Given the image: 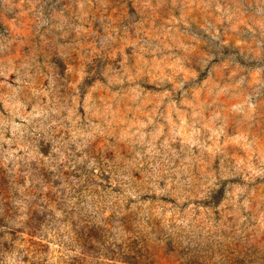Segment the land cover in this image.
<instances>
[{"label": "rangeland", "instance_id": "1", "mask_svg": "<svg viewBox=\"0 0 264 264\" xmlns=\"http://www.w3.org/2000/svg\"><path fill=\"white\" fill-rule=\"evenodd\" d=\"M0 264H264V0H0Z\"/></svg>", "mask_w": 264, "mask_h": 264}]
</instances>
